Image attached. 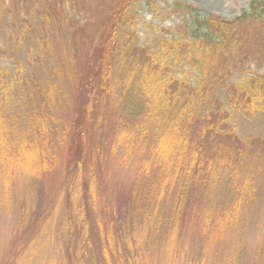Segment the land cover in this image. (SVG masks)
<instances>
[{
    "label": "rangeland",
    "instance_id": "obj_1",
    "mask_svg": "<svg viewBox=\"0 0 264 264\" xmlns=\"http://www.w3.org/2000/svg\"><path fill=\"white\" fill-rule=\"evenodd\" d=\"M131 1L137 18L136 43L141 47H153L159 38L177 34L179 25L192 19L195 13L202 18L218 16L233 21L250 2ZM125 2L0 0V80L8 84L0 85V90L3 87L6 93L3 96L12 99L8 109L11 106L19 125L32 118L52 117L51 129L46 130V145L47 152L54 156L42 174L22 164H3L0 170V264H23L22 258L25 264H111L117 251L122 254L123 263L130 264L135 248L147 244L146 224L133 230L131 239L125 238L119 249L111 235L104 236L105 226H110L112 221L109 209L115 203L125 204L135 191L137 158L123 148L118 149L121 154L130 156L127 165L118 160L111 146L106 147L107 157L97 162L98 175H95L92 194L86 195L84 190L71 189L73 132L68 131L64 138L58 137L72 126L80 110H87L82 121L88 133L84 144L91 145L97 139L95 120L103 111L99 106L117 97L109 86L110 82L116 84L117 78L108 74L113 68L106 63L108 56L103 55L111 49H102L104 43L111 45L110 33L108 35L105 29L112 26L109 20L115 12L125 8ZM185 5L194 9L190 11ZM239 25L249 37L245 52L250 57L238 64L220 56L213 67L208 60V70L218 73L221 80L216 88L212 87V105L225 100L237 79L246 75L264 77V24ZM176 70L179 73L180 70ZM186 70L189 67L186 66ZM16 81H21V86ZM50 84L54 85L55 100L50 106L47 103V112L52 114L47 116L41 111L40 103L47 96ZM90 94L93 97L88 101ZM232 122L246 144L245 168L249 170L246 173L251 175L262 168L261 177L251 182L254 186L251 200L240 211L220 215L227 207L203 209L191 199L180 210L178 225L172 227L160 243V249L155 250V264H257L263 260L264 113H255L249 120L236 114ZM196 130L193 127L192 133ZM35 131H39L38 124L29 132L34 134ZM250 141L257 147L254 152L248 145ZM92 164L88 163V167ZM120 209L122 213L127 210L125 205Z\"/></svg>",
    "mask_w": 264,
    "mask_h": 264
},
{
    "label": "trees",
    "instance_id": "obj_2",
    "mask_svg": "<svg viewBox=\"0 0 264 264\" xmlns=\"http://www.w3.org/2000/svg\"><path fill=\"white\" fill-rule=\"evenodd\" d=\"M132 3L126 0L125 8L109 20L112 26L105 29L110 33L111 45L106 46L104 40L102 49H111L103 55L108 56L106 63L113 68L108 74L117 78L116 84L109 85L117 97L99 106L103 111L95 120L97 139L91 145L84 144L88 133L82 121L87 110H80L72 126L58 137L64 138L68 131L73 132L71 189L84 190L86 195L92 194L95 175H98L97 162L107 157L106 147L111 146L118 160L127 165L131 161L127 154L137 158L135 191L125 204L115 203L109 209L112 221L110 226H105L104 236L111 235L119 249L125 238L131 239L133 230L146 224L147 244L135 248L129 263L155 264V250L160 249V243L172 227L178 225V214L191 199L203 209L227 207L220 215L240 211L252 198L251 182L261 177L262 168L251 175L246 173L249 171L245 168L246 144L236 132L232 119L236 114L249 120L255 113H264V77L246 75L237 79L225 100L212 105V87L216 88L221 80L218 73L208 70L207 62L211 60L213 67L220 56H226L240 64L250 57L245 52L249 37L239 24H264V0H250L233 21L218 16L202 18L195 13L192 19L179 25L177 34L159 38L153 47L136 43L137 18ZM3 76L7 77V73ZM16 82L21 86V81ZM0 85L8 86L3 80ZM9 86H13L11 82ZM47 89L40 107L44 115L51 116L47 103L48 106L54 103V85L50 84ZM2 90L0 170L3 164H22L42 174L54 160L46 145V130L51 129L52 117L32 118L19 125L11 106L8 109L12 99L3 96L6 93ZM92 97L90 94L88 101ZM35 124L39 131L32 134L29 131ZM26 126L29 128L24 129ZM193 127L197 128L195 133H192ZM248 145L252 152L257 148L253 141ZM120 148L127 154L118 152ZM88 163L93 164L88 167ZM124 205L127 210L122 213L120 208ZM154 213L157 214L153 216ZM215 222L213 219L212 223ZM117 253L110 263L124 264L122 254ZM261 258L264 260V251ZM263 260L257 264H264ZM25 261L22 258L21 263Z\"/></svg>",
    "mask_w": 264,
    "mask_h": 264
}]
</instances>
